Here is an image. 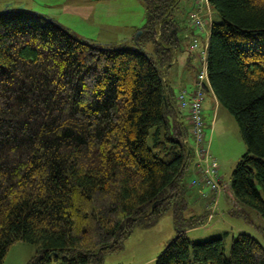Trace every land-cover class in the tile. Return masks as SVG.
<instances>
[{
	"label": "trees",
	"instance_id": "trees-1",
	"mask_svg": "<svg viewBox=\"0 0 264 264\" xmlns=\"http://www.w3.org/2000/svg\"><path fill=\"white\" fill-rule=\"evenodd\" d=\"M140 1L146 22L131 45L78 36L12 3L0 9V264L21 241L36 246L28 264H103L138 225L154 226L167 211L177 231L156 264H264V244L251 233L233 238L230 255L223 235H188L216 198L187 216L188 189L200 185L229 194L237 214L242 204L264 218V0H208L220 19L201 67L184 46L179 0ZM187 51L196 84L204 72L248 147L229 181L207 140L206 94L201 140L178 98L194 90L177 94L170 83ZM210 171L216 190L206 184Z\"/></svg>",
	"mask_w": 264,
	"mask_h": 264
},
{
	"label": "rangeland",
	"instance_id": "rangeland-1",
	"mask_svg": "<svg viewBox=\"0 0 264 264\" xmlns=\"http://www.w3.org/2000/svg\"><path fill=\"white\" fill-rule=\"evenodd\" d=\"M8 3L47 15L63 26L69 27L78 36L104 44L124 42L131 45L130 38L135 34L136 29L146 22V9L140 0H0V9ZM209 8L211 15L208 12ZM175 14L181 31L185 32H182L186 36L184 46L193 48L197 65L203 66V55L209 49L208 39L211 34L213 16L220 19L218 12L210 7L208 0H179L175 7ZM195 20L199 25L193 24ZM206 24L207 29L203 30ZM193 27L195 34L189 33L190 36H188L186 34L188 29ZM195 38L198 39V47H194ZM192 74L195 77V74ZM193 81L187 84V88L191 91L198 87L197 84L192 83ZM205 94L204 103L206 104L208 98L213 96V92L206 91ZM221 108L222 110L217 114L212 99H209L208 108L205 110L208 121L206 132L211 153L218 159L221 169L219 171L227 180L248 147L237 120L223 105ZM150 142L152 144V139ZM191 169L196 171L195 163ZM188 192L191 205L200 198L204 202L207 199L206 196H209V202L212 198H216L215 205L207 211L209 213L207 222L188 230L191 239L198 241L214 235H223L228 255L231 253L233 238L242 231L257 236L264 244V218L255 209L241 204L246 213L242 210L237 214L234 209L238 207V203L232 201L231 208L227 204L225 206L222 203V195H218V198L212 196L210 188L205 186L189 187ZM202 209L203 203L197 204V208L188 210L187 216L201 212ZM248 217L252 218L255 224L250 222ZM257 224L263 226V231H257ZM176 231L173 212L167 211L160 216L154 226L138 225L127 239L125 249L122 252L107 255L103 264H156L157 258L164 252ZM35 254L34 244L25 241L16 242L8 251L5 264H28Z\"/></svg>",
	"mask_w": 264,
	"mask_h": 264
},
{
	"label": "built area",
	"instance_id": "built-area-1",
	"mask_svg": "<svg viewBox=\"0 0 264 264\" xmlns=\"http://www.w3.org/2000/svg\"><path fill=\"white\" fill-rule=\"evenodd\" d=\"M196 18V17H195ZM194 20V19H193ZM198 22H200L198 20ZM193 24L196 26V20L193 22ZM205 24V21H204ZM199 25V24H197ZM204 26V25H201ZM199 46V42L198 40L195 41V45L194 47H198ZM206 56V53L204 54ZM200 81L198 83V87L196 90H194L191 93L188 92V90H182L178 96L179 98V102H180V107L184 110H188L191 118H192V122L194 123L195 126V133L197 135V137L201 138L204 136V132H203V127H204V119H203V107H202V103L204 101V94H205V89L203 87V83L205 82V74L204 72H202L199 75ZM198 150L200 155H203L204 153H207V150L205 148H203V145L199 146L198 145ZM209 168L211 167H216V162H208ZM215 171H210L207 174L206 177V184L212 188V190H216L219 188L220 182L218 180V177L216 174H214ZM195 184V183H194Z\"/></svg>",
	"mask_w": 264,
	"mask_h": 264
},
{
	"label": "crops",
	"instance_id": "crops-1",
	"mask_svg": "<svg viewBox=\"0 0 264 264\" xmlns=\"http://www.w3.org/2000/svg\"><path fill=\"white\" fill-rule=\"evenodd\" d=\"M209 14L211 13V10H210V8H209ZM207 24L205 25V28L203 29V30H205V29H207ZM211 33V32H210ZM209 41H210V36H209V39H208ZM192 48V47H191ZM189 57H190V53H188V51L187 52H181L180 54H179V57H178V60H179V63H178V65H177V67L174 69V70H172L171 72H170V74H169V79H170V83H171V85L175 88V91H176V93L178 94V92L181 90V89H183L184 87H187V84H188V82L189 81H193V80H195V81H193L192 83H195L196 84V78L194 77V75L192 74V73H194L191 69H192V67H193V65H192V63H191V60L189 59ZM193 61H195V57L193 58ZM191 75H193V79H191ZM176 86V87H175ZM212 99V102H213V104H214V107H215V109H216V112H217V114H218V112H220L221 110H222V108H221V106H220V104H219V102H218V100H216V98H214L213 96H210L209 98H208V101L206 102V104H205V106H206V108H208V103H209V99ZM183 114L184 115H187V113L185 112V111H183ZM208 124V123H207ZM226 178V177H225ZM230 180V178L229 179H227L226 181H229ZM213 193H212V191H211V195H212ZM209 195V194H208ZM219 195H222L221 197L223 198V200H222V203L223 204H225V206H226V204H227V206L229 207V208H231V202H230V195L229 194H227V193H225V194H219ZM208 197L209 196H206V200H204V202L202 201V199L200 198L196 203L194 202V203H192V205H191V209H195V208H197V204L198 205H202V203H203V206L205 207V205H206V202L208 201ZM202 202V203H201Z\"/></svg>",
	"mask_w": 264,
	"mask_h": 264
},
{
	"label": "water",
	"instance_id": "water-1",
	"mask_svg": "<svg viewBox=\"0 0 264 264\" xmlns=\"http://www.w3.org/2000/svg\"><path fill=\"white\" fill-rule=\"evenodd\" d=\"M11 5V3H9ZM20 7H24V6H20ZM140 33V32H139ZM139 35V34H138ZM203 87L205 90L209 91L210 90V85H208L206 82L203 83Z\"/></svg>",
	"mask_w": 264,
	"mask_h": 264
},
{
	"label": "bare ground",
	"instance_id": "bare-ground-1",
	"mask_svg": "<svg viewBox=\"0 0 264 264\" xmlns=\"http://www.w3.org/2000/svg\"><path fill=\"white\" fill-rule=\"evenodd\" d=\"M221 170V169H220ZM223 182V181H222Z\"/></svg>",
	"mask_w": 264,
	"mask_h": 264
}]
</instances>
